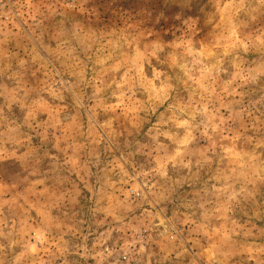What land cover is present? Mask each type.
Masks as SVG:
<instances>
[{
	"label": "rangeland",
	"instance_id": "1",
	"mask_svg": "<svg viewBox=\"0 0 264 264\" xmlns=\"http://www.w3.org/2000/svg\"><path fill=\"white\" fill-rule=\"evenodd\" d=\"M0 264H264V0H0Z\"/></svg>",
	"mask_w": 264,
	"mask_h": 264
}]
</instances>
